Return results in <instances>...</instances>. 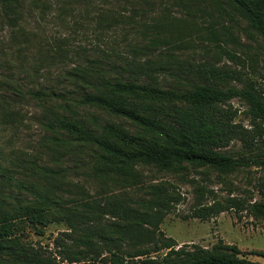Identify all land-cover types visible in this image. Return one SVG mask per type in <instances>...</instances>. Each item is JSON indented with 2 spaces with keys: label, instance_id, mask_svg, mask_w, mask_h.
<instances>
[{
  "label": "trees",
  "instance_id": "trees-1",
  "mask_svg": "<svg viewBox=\"0 0 264 264\" xmlns=\"http://www.w3.org/2000/svg\"><path fill=\"white\" fill-rule=\"evenodd\" d=\"M40 1L0 0V17L20 28L26 3ZM209 1L220 14L245 21L246 32L264 41V0ZM123 17L114 21L131 24L137 37L144 39L131 47L134 56L120 53L122 64L105 56V60L72 68L66 74L72 88L67 91L24 90L2 79L6 93L0 94L1 109H7L3 103L18 107L27 96L34 99L42 109L40 124L47 132L42 145L52 160L59 162L63 154L89 149L94 159L92 175L106 179L105 190L113 185L125 190L139 185L138 168L146 165L179 175L193 168H210L223 176L251 162L264 165V96L256 85L241 80L236 71L208 62L183 65L175 52H169L185 41L182 27L174 21L154 20L149 25ZM210 25V35L223 48L217 28ZM224 27L237 42L231 29ZM163 46L168 47L165 59ZM223 49L231 58L237 56ZM229 78L243 85H232ZM235 98L245 100L252 120L261 123H256L252 133L236 121L237 110L231 103ZM92 108L128 121L133 130L120 123H100ZM17 114L11 109L7 116ZM237 139L244 142L247 152L235 155L224 150ZM15 170L0 166V264H263L240 257V249L231 244L179 246L160 228L175 201L168 191L156 189L149 198L133 201L111 191L90 196L80 186L79 196L66 197L62 191L67 182L58 177L65 176L62 167L41 165L35 159L27 167L26 178L16 177ZM236 204L226 200L225 205H201L193 216L207 219ZM251 209L264 216V202L253 203ZM107 215L113 220L104 222ZM24 222L40 234L52 222H65L68 229L55 237L52 249H45L21 240L17 231Z\"/></svg>",
  "mask_w": 264,
  "mask_h": 264
},
{
  "label": "rangeland",
  "instance_id": "rangeland-1",
  "mask_svg": "<svg viewBox=\"0 0 264 264\" xmlns=\"http://www.w3.org/2000/svg\"><path fill=\"white\" fill-rule=\"evenodd\" d=\"M120 15L125 21L135 19L149 25L154 20L174 21L182 27L185 39L179 42V48L169 51L175 52L178 61L186 66L208 62L236 71L241 80L255 84L264 96V41L246 32L248 24L245 21H233L226 13L220 14L209 0H201L199 4L185 0H153L150 4H133L125 0H41L36 5L26 3L20 28L0 17V80L5 79L24 90L67 91L65 89L72 88L68 86L70 79L66 74L74 67L105 60V56L112 63L122 64L123 58L117 54L134 56L131 47L144 43V39L137 37L131 24L114 21ZM211 23L219 32L218 42L222 47L237 54L234 59L210 35ZM224 25L235 34L237 42L226 34ZM163 47L165 59L168 47ZM167 77L173 78L169 73ZM229 83L243 85L233 78H229ZM5 93L0 85V94ZM231 103L237 110L236 121L247 131H255L257 122L261 125L259 121L252 120L250 106L245 100L235 98ZM3 105L7 109L0 107V166L16 169L13 172L16 177L26 178L30 161L36 159L41 165L64 169L65 176L58 177L67 182L62 191L66 197L79 196L80 186L90 196L111 191L121 196L128 195L133 201L149 198L156 189L159 193L168 191L174 195L175 201L160 228L179 246L188 244L211 248L217 243L231 244L240 249V257L264 264V216L251 209L253 203L264 202L261 190L264 165L251 162L226 176L210 168H193L179 175L146 165L138 168L142 174L139 185L126 190L113 185L105 190L106 179L92 175L94 159L89 149L79 148L75 153L63 154L59 162L52 160L50 151L42 145L47 132L40 124L42 109L34 99L27 96L18 107ZM11 109L18 114L7 116ZM90 110L102 124L115 122L130 130L134 128L124 119L99 109ZM81 111L85 116L89 115L87 110ZM224 150L235 155L248 151L244 142L238 139ZM226 200L237 204L207 219L193 216L194 210L201 205H225ZM112 220L110 215L103 218L104 222ZM67 229L65 222H52L40 234L34 226L24 222L17 233L28 245L52 249L55 237Z\"/></svg>",
  "mask_w": 264,
  "mask_h": 264
}]
</instances>
